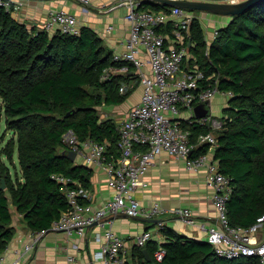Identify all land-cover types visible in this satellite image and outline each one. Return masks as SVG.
<instances>
[{"label":"trees","instance_id":"obj_1","mask_svg":"<svg viewBox=\"0 0 264 264\" xmlns=\"http://www.w3.org/2000/svg\"><path fill=\"white\" fill-rule=\"evenodd\" d=\"M140 7L170 8L146 0ZM170 28V24L158 27L171 33ZM189 38L194 63L205 75L214 74L210 81L221 91L231 92L222 108V128L212 130L196 123L190 126L191 139L195 141L201 132L215 133L213 156L232 188L229 220L249 226L264 213V0L218 27L210 43L200 20L194 18L185 43ZM113 62L111 49L89 26H80L78 34L50 33L40 25L27 27L0 7V112L5 127L13 132L0 148V185L5 180L4 188L0 187V253L16 229L10 205L26 228L47 230L68 206L63 186L91 188L92 168L62 154L66 130L73 129L80 139L106 141L115 150L118 124L110 117L101 118L98 107L122 103L131 89L119 92V83L128 73L100 80L102 68ZM200 84L205 86V81ZM210 147V143L200 144L196 151L207 152ZM53 174L63 175L66 184ZM82 201L89 202L86 197ZM160 231L165 240L134 244L123 264H262L256 256L217 255L208 241L169 225ZM160 246L164 255L158 261L154 252Z\"/></svg>","mask_w":264,"mask_h":264},{"label":"built area","instance_id":"obj_2","mask_svg":"<svg viewBox=\"0 0 264 264\" xmlns=\"http://www.w3.org/2000/svg\"><path fill=\"white\" fill-rule=\"evenodd\" d=\"M78 2L87 8L91 0ZM125 2L128 3L126 18L129 31L124 49L112 52L114 62L102 68L100 80L108 81L114 75L128 73V78L121 79L119 83V92L125 93L134 88L135 82L131 78H137L142 86L140 99L118 122L119 138L115 150L109 148L106 141L91 137L80 139L73 129L66 130L62 135L65 148L76 152L77 162L104 168L112 193L101 206L93 207L81 200L83 196L87 198V189L69 188L63 175L53 174V178L65 185L68 206L51 227L79 236H85L89 228L96 227L95 238L100 246L95 251V257L99 264H123L130 249L124 238L112 229V216L126 213L129 217H149L165 210L158 201L143 206L136 195L139 188L149 185L145 174L156 156L165 151L175 158L184 159L187 169L207 168L205 181L213 191L211 198L216 208V223L207 227L201 223L199 227L206 232V240L215 253L226 258L256 256L264 264V234L261 231L264 230V213L249 226L230 222L227 201L232 188L229 179L219 170L218 161L209 150L196 151V147L204 143H210L214 148L217 137L213 131H207L196 135L195 141L191 139V125L199 123L218 130L225 122L223 116L212 113L196 117L195 104L206 98L212 100L216 92L231 95L230 91H221L216 83L210 81L214 74L205 75L196 63L189 72L183 71V62L189 52L185 36L191 21L196 18L195 12L179 6H170L168 10L142 8L141 0ZM23 4L24 0H0V7L12 14L20 12ZM167 24L171 26V33L158 29L166 28ZM39 25L50 33L78 34L80 30L77 16L64 9H49ZM112 27L108 25L106 30L110 31ZM146 63L150 67L149 73L143 70ZM200 81H205V86ZM174 211L184 221L197 223L190 208L177 207ZM45 231H36V238L25 244L20 258L4 262V251L1 252L0 264H23V256L33 250L35 241ZM151 238L152 232L145 229L135 237V244L144 246ZM163 255L164 248L160 246L154 257L160 261ZM67 264H79V261L74 254H69Z\"/></svg>","mask_w":264,"mask_h":264},{"label":"crops","instance_id":"obj_3","mask_svg":"<svg viewBox=\"0 0 264 264\" xmlns=\"http://www.w3.org/2000/svg\"><path fill=\"white\" fill-rule=\"evenodd\" d=\"M52 8L74 13L78 18L79 26L86 25L95 30L112 52H121L124 49L129 31V21L126 18L128 3L125 0H91L87 8H84L78 0H24L20 12L11 14L14 18L21 16L38 26ZM228 19L230 18H226ZM210 24L208 25L210 30L215 28L214 22ZM108 25L113 26L110 31L106 30ZM210 30L207 31L209 33L206 37L208 43L213 39ZM143 70L150 72L148 63ZM131 80L135 82L134 86L140 89V94L132 99H128V96L122 103L113 104L120 110V120L126 117L129 109L139 101L142 93L140 81L133 77ZM209 151L213 154L214 148L210 147ZM89 166L93 171L92 184L88 189L86 200L88 199L93 207H99L111 195L112 190L107 185L104 168L96 164ZM206 172L205 166L199 169H187L184 159L175 158L165 151L161 152L145 174L149 185L136 191L143 206H150L154 201H158L165 208L164 211L149 216V218H159V221L139 220L118 214L112 216V229L124 238L130 250L135 244V237L145 229L152 232V238L165 240L164 234L160 231L163 225H169L187 236L206 240V232L199 227V224L203 223L207 227L216 223V208L211 198L213 191L206 184ZM81 200H84V196ZM177 207L190 208L197 223L184 221L175 213L174 209ZM15 225V233L4 250V262L20 258L25 244L32 242L37 236L36 231L25 227L19 216ZM96 229V227L89 228L85 236L68 235L61 230L45 231L35 241L33 250L23 256V264H67L69 254H74L79 264H99L95 257V251L100 246V242L95 238ZM262 233L264 234V231ZM129 252L126 255L128 259H130Z\"/></svg>","mask_w":264,"mask_h":264},{"label":"rangeland","instance_id":"obj_4","mask_svg":"<svg viewBox=\"0 0 264 264\" xmlns=\"http://www.w3.org/2000/svg\"><path fill=\"white\" fill-rule=\"evenodd\" d=\"M196 18H198L200 20V23L203 27V30L205 32V37L208 36L207 32L208 30H210V28L208 27V25H211V22H214L215 28L213 27L211 31L212 33V37L214 38V31L222 26L223 24L226 23V21L228 22L230 19L226 20V18H230V16H226V15H222V14H215V13H210V12H203V11H194ZM18 21L24 22L26 24L27 27L31 28L33 26L34 23L30 20L26 21L24 20L23 17L19 16L17 18H15ZM221 20H225L224 22H221ZM36 27H39L36 26ZM208 39V38H207ZM192 53L189 51L185 61L183 62V71L185 72H189L191 69H193V65H194V61H193V56L191 55ZM134 86V88H132L129 93H127L126 95L129 96L128 99H132L133 97H136L140 94V89ZM135 89V90H134ZM134 90L133 93H131ZM131 93V94H130ZM127 96V97H128ZM228 96L224 95L221 92H216L211 100V113L220 117L222 116V108L224 106H226V102H227ZM0 104H1V98H0ZM116 106L113 105H108V104H102L101 106L98 107V112L100 114L101 118H105V117H110L112 118L117 124L120 121L119 117L120 115V110H118V108H115ZM13 135V132L9 129H7L5 127V117H4V113L1 111L0 112V136H3V140H0V148L1 145H3L7 140L10 139V137ZM4 159V157H3ZM8 162V160H6ZM14 162L17 166V168L19 169L18 166V160H17V153L15 151L14 153ZM77 162V161H76ZM11 166V170L12 172H14V167L12 165ZM11 210H12V214H13V220L16 221L17 220V216H19L20 218V213L16 211L15 207L13 205H10ZM262 232L264 230H261Z\"/></svg>","mask_w":264,"mask_h":264},{"label":"water","instance_id":"obj_5","mask_svg":"<svg viewBox=\"0 0 264 264\" xmlns=\"http://www.w3.org/2000/svg\"><path fill=\"white\" fill-rule=\"evenodd\" d=\"M151 3H159L168 6H179L181 8L188 9L190 11H203L215 14H222L226 16H232L240 14L248 9L250 6L259 2L260 0H240L238 2H228L219 0H146ZM190 38L188 40V45L191 43ZM74 110H70L67 114L72 113ZM194 113L196 117H203L211 114V99L206 98L205 100L195 104ZM192 149L190 150L191 153ZM62 154L68 157L70 160H75L76 152L70 148H64ZM5 180L2 178L0 187L4 188ZM118 215V214H116ZM114 215V216H116ZM119 216H127L126 213H119ZM132 218L146 221H159V218H149L142 216H132ZM96 223V222H95ZM93 223V224H95ZM54 230L53 227L48 228L46 231ZM147 260H150L149 252L147 248L142 249Z\"/></svg>","mask_w":264,"mask_h":264}]
</instances>
